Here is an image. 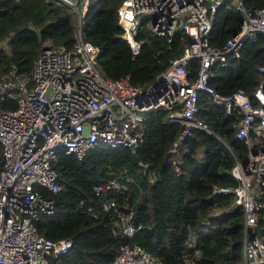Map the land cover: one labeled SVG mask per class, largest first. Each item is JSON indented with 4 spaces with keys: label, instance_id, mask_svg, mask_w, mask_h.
Wrapping results in <instances>:
<instances>
[{
    "label": "built area",
    "instance_id": "built-area-1",
    "mask_svg": "<svg viewBox=\"0 0 264 264\" xmlns=\"http://www.w3.org/2000/svg\"><path fill=\"white\" fill-rule=\"evenodd\" d=\"M48 1L73 9V45L55 46L46 40L49 43L44 42L29 74L19 73L12 65L0 77V96L15 100L13 108L0 105V264H47L50 257L64 255L72 247L70 239H47L34 225L41 214L54 213V200L45 192L55 195L63 188L51 165L59 151L81 159L98 145L135 149L144 136V114L161 107L167 111V120L181 124L167 158L180 174L181 157L188 149L184 140L194 128L210 131L195 116L199 90L223 104L226 113L237 109L241 114L233 127L235 137L247 145L246 163L236 161L231 169L236 187L214 192L232 194L233 208L243 209L241 264H264V235L257 231L259 226L264 230L263 82L252 98L241 89L222 95L208 84L213 66L226 65L228 55L238 56L244 41L264 33V7L251 9L242 0H123L117 7V22L133 54L141 46L137 34L143 16L148 17L147 27L168 41L176 28L188 38L183 53L149 84L141 85L127 77L111 79L102 74L99 47L82 35L89 0ZM219 6L240 14L241 20L221 46H212L208 36ZM194 58L198 68L192 79L188 65ZM126 189L112 180L93 191L101 197L100 208L112 213V234L131 238L141 226L134 224L128 201L118 202L111 195ZM86 211L97 218L92 207ZM193 245L194 240H189L188 246ZM111 264L159 263L142 247L124 244Z\"/></svg>",
    "mask_w": 264,
    "mask_h": 264
},
{
    "label": "trees",
    "instance_id": "trees-1",
    "mask_svg": "<svg viewBox=\"0 0 264 264\" xmlns=\"http://www.w3.org/2000/svg\"><path fill=\"white\" fill-rule=\"evenodd\" d=\"M123 0H89L83 15V39L100 49L98 64L104 76L127 77L132 83L149 84L169 62L183 53L188 42L181 28L168 41L154 34L141 18L137 38L138 53L133 54L121 37L117 7ZM246 7H264V0H242ZM241 15L219 6L214 14L208 41L221 46L238 28ZM76 17L73 9L48 0H0V77L12 66L29 74L33 60L46 40L69 48L74 43ZM264 33L244 41L238 56L228 55L227 64L212 67L208 84L219 94L241 89L249 97L263 82ZM198 60L188 65L193 79ZM195 116L210 131L192 129L184 142L177 174L168 161V149L178 136L181 124L167 120L161 107L144 114V136L135 149L98 145L78 159L59 151L52 167L63 188L53 195L54 213L41 214L34 222L36 231L50 240L70 239V250L50 257L47 264H111L124 244L138 245L159 264H241L244 230L242 207L233 208L232 194L214 192L234 188L238 181L231 175L236 161L244 162L247 145L235 137L237 109L226 113L223 104L199 90ZM0 105L13 108L15 100L0 96ZM264 146V143H262ZM146 163V167L140 165ZM116 180L126 185L118 202L127 200L134 211L133 222L141 228L131 237L112 234V213L100 208L101 197L93 188ZM92 207L97 218L87 212ZM264 235V230L257 227ZM194 240L193 246H188Z\"/></svg>",
    "mask_w": 264,
    "mask_h": 264
},
{
    "label": "rangeland",
    "instance_id": "rangeland-1",
    "mask_svg": "<svg viewBox=\"0 0 264 264\" xmlns=\"http://www.w3.org/2000/svg\"><path fill=\"white\" fill-rule=\"evenodd\" d=\"M75 17H76V15H75ZM45 43H49V42H45ZM3 46L4 47L6 46V41L5 40L0 42V47H3Z\"/></svg>",
    "mask_w": 264,
    "mask_h": 264
},
{
    "label": "water",
    "instance_id": "water-1",
    "mask_svg": "<svg viewBox=\"0 0 264 264\" xmlns=\"http://www.w3.org/2000/svg\"><path fill=\"white\" fill-rule=\"evenodd\" d=\"M223 1L228 2V1H230V0H223ZM190 41H192V40H190ZM15 90H17V89L15 88ZM244 163H246V161H244Z\"/></svg>",
    "mask_w": 264,
    "mask_h": 264
}]
</instances>
